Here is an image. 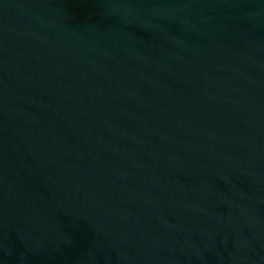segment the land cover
I'll return each instance as SVG.
<instances>
[{
	"label": "water",
	"instance_id": "water-1",
	"mask_svg": "<svg viewBox=\"0 0 264 264\" xmlns=\"http://www.w3.org/2000/svg\"><path fill=\"white\" fill-rule=\"evenodd\" d=\"M0 264H264V0H0Z\"/></svg>",
	"mask_w": 264,
	"mask_h": 264
}]
</instances>
